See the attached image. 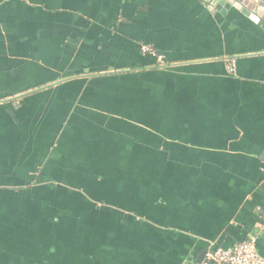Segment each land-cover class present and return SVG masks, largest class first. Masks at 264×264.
<instances>
[{
    "label": "crops",
    "instance_id": "crops-1",
    "mask_svg": "<svg viewBox=\"0 0 264 264\" xmlns=\"http://www.w3.org/2000/svg\"><path fill=\"white\" fill-rule=\"evenodd\" d=\"M263 212L262 26L0 0V264H200L250 236L264 259Z\"/></svg>",
    "mask_w": 264,
    "mask_h": 264
},
{
    "label": "built area",
    "instance_id": "built-area-1",
    "mask_svg": "<svg viewBox=\"0 0 264 264\" xmlns=\"http://www.w3.org/2000/svg\"><path fill=\"white\" fill-rule=\"evenodd\" d=\"M144 52L153 53L151 49L143 48ZM158 59H161L158 57ZM233 63L229 70L233 71ZM261 226L264 227V212L261 216ZM200 264H264V259L257 252L256 238L250 236L247 240L234 244L231 248H216L208 250L205 260Z\"/></svg>",
    "mask_w": 264,
    "mask_h": 264
},
{
    "label": "water",
    "instance_id": "water-1",
    "mask_svg": "<svg viewBox=\"0 0 264 264\" xmlns=\"http://www.w3.org/2000/svg\"><path fill=\"white\" fill-rule=\"evenodd\" d=\"M211 6L220 9L223 13L226 10L234 9L251 22L262 26L264 30V1L262 0H208Z\"/></svg>",
    "mask_w": 264,
    "mask_h": 264
},
{
    "label": "trees",
    "instance_id": "trees-1",
    "mask_svg": "<svg viewBox=\"0 0 264 264\" xmlns=\"http://www.w3.org/2000/svg\"><path fill=\"white\" fill-rule=\"evenodd\" d=\"M132 70H130V72H131Z\"/></svg>",
    "mask_w": 264,
    "mask_h": 264
}]
</instances>
